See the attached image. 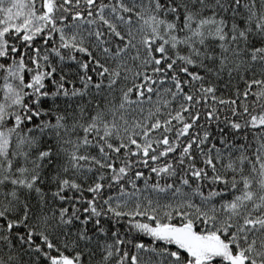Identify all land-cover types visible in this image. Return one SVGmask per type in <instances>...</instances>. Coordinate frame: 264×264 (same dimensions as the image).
<instances>
[{"label": "snow or ice", "instance_id": "obj_1", "mask_svg": "<svg viewBox=\"0 0 264 264\" xmlns=\"http://www.w3.org/2000/svg\"><path fill=\"white\" fill-rule=\"evenodd\" d=\"M0 264H264V0H0Z\"/></svg>", "mask_w": 264, "mask_h": 264}]
</instances>
